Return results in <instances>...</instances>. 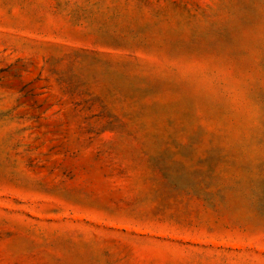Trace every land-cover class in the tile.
Wrapping results in <instances>:
<instances>
[{"label": "rangeland", "instance_id": "obj_1", "mask_svg": "<svg viewBox=\"0 0 264 264\" xmlns=\"http://www.w3.org/2000/svg\"><path fill=\"white\" fill-rule=\"evenodd\" d=\"M0 264H264V0H0Z\"/></svg>", "mask_w": 264, "mask_h": 264}]
</instances>
